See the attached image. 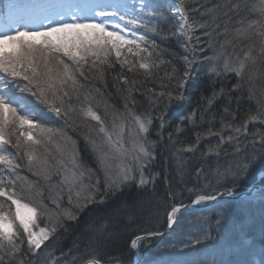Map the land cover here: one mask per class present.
<instances>
[{"label":"snow or ice","instance_id":"6c2138e0","mask_svg":"<svg viewBox=\"0 0 264 264\" xmlns=\"http://www.w3.org/2000/svg\"><path fill=\"white\" fill-rule=\"evenodd\" d=\"M166 3L165 10L161 0H141L137 12V5L124 0H95L85 5L54 0L34 6L36 12L29 21L31 26L9 27L0 33V264H34L41 253L49 249L46 242L55 239L61 230L67 231L70 223L78 222L89 206L102 205L133 184L143 189L155 183L158 174L151 172V164L156 158L157 142L149 138L153 116L150 112L138 114L135 111L138 101L134 93L140 92L152 107L163 104V111L155 117L160 121L161 130L169 105L185 97L182 91L173 95L172 90L156 92L153 88H144L143 81L124 74V69L134 74L143 70L146 78L153 77L154 70L165 63L152 59L157 48L155 41L151 42L152 51H149V41L143 35H136L134 30L156 33L162 40L174 37L185 52L193 53L191 59L188 55L180 57L184 63L182 74L172 65L170 72L166 70L164 76L159 77L163 89H168L173 81L174 88L184 89L194 79L191 72L197 50L214 51L212 56H204L210 78L212 74L219 77L227 73H234L237 78L231 89L214 90L211 96L203 98L206 105L200 106L199 116L203 121L204 114L216 100L225 98L220 129L213 132L210 127L206 133H197L196 143L183 150L194 152L204 136L216 135L220 140L208 152L219 156L225 142L231 143L241 134L247 139L249 123L264 124V89H261V99L256 100L255 110L244 113V118L235 123L246 87L247 98L253 100L255 80H264V0H214L211 7H205L200 13L211 17L204 22L197 19L190 22L185 0H166ZM154 20H174L175 24L162 34ZM198 29L203 30L201 35L207 37L206 41L195 36ZM221 37L224 39L220 40ZM201 43L206 46L197 49ZM226 46L231 48L230 53ZM113 55L122 70L113 77V87L121 94L123 111L110 112V105L105 101L101 114L98 110L101 100L95 99L92 90H85L77 74L85 80L99 81L107 88L104 66L113 67L110 59ZM167 63L171 65V61ZM165 80L169 84L164 83ZM233 93H239L235 96L237 108L230 110ZM74 96L77 101L83 96V101L73 103ZM40 105L44 106L41 113L46 110L55 118L52 123L37 115ZM196 116L194 109L187 117L181 116L180 121L195 124ZM229 116L231 120L225 123ZM58 121H63V125L56 126ZM67 127L84 131L73 139L66 134ZM226 129L231 130L227 137L223 135ZM180 130L178 124L176 132ZM160 134L158 131L157 135ZM80 137L93 157L95 168L83 163ZM249 143L251 150L249 152L245 146L243 159L233 160L223 171L217 169L211 191L187 189L190 197H195L191 199L192 205L223 202L214 218L204 219V239L227 222L232 207H250L258 196L264 209V182L255 193L243 188L241 183L257 166L259 178L264 181V133H253ZM240 152L237 141L234 153ZM177 171L183 179L182 166ZM195 174L199 178L201 169L197 168ZM168 195L175 198L174 193ZM182 209L187 211L188 206L181 202L173 204L167 212V228L172 232L182 224ZM143 239L145 237L138 236L131 240L130 249H138ZM200 243L198 237L190 239L183 247ZM54 251L49 249L42 264H121L117 257L105 259L91 235L74 243L67 251L61 250L59 256L54 255ZM208 256L211 258L178 264H225L215 253ZM260 256V264H264V245ZM137 264L146 262L140 260ZM245 264L250 262L245 261Z\"/></svg>","mask_w":264,"mask_h":264},{"label":"trees","instance_id":"16d2710c","mask_svg":"<svg viewBox=\"0 0 264 264\" xmlns=\"http://www.w3.org/2000/svg\"><path fill=\"white\" fill-rule=\"evenodd\" d=\"M0 2H3V0H0ZM161 2L165 3L166 10V0H161ZM212 2H214V0H207V2L206 0H185V9L188 12L190 22L192 19H197L200 22L210 20V15L201 16L200 13L204 12L205 7H211ZM153 23L157 24L158 30H162V34H166L169 29L172 28V25L175 24V21L162 22L154 20ZM202 31L203 30L198 29L195 32V36H200L201 41H206L207 37L201 35ZM152 36L153 41H155L157 45L156 50L153 52L152 59L157 62L163 60L165 63H161L159 68L154 70L153 77L146 78L143 75V70L134 74L128 73L127 70L124 69V74L130 79L134 78L138 81H143L144 88H153L156 92L172 90L173 95H175L177 91H182L186 97L189 96L190 98V101L189 99L187 100V98L183 101L174 100L171 105H169L166 112V127L162 130L159 128L160 124L156 127V131L159 130L161 134L159 136L156 135V159L151 165V172L153 174H158L156 175L155 183L149 184L143 189L133 184L124 188L115 198L107 200L104 204L89 206V208L81 214L78 222L70 223L67 231L61 230L57 233L55 239L51 242H46L49 243V249L55 250L54 255L56 256L60 255L61 250L67 251L74 243L82 241L86 239L87 236L91 235L97 240L100 251L105 259L109 256L117 257L121 264H132L134 262V251L130 249L129 245L133 237L139 234L163 231L167 223L165 219L160 218L159 213H162L163 217H165L173 204L191 202V199L195 197H190L187 191L189 188L195 187L205 191H211L210 186L214 185L216 182L217 169L223 171L233 160L243 159L245 155V146H247L249 152L251 150L252 146L249 141L252 139V134L264 133V124L260 122L254 125L248 124L247 139L243 137L242 134L237 137V141L241 147V152L239 154L234 153V148L237 144L236 140H233L234 144L225 142L221 146L219 156H216L215 153H209L208 149L210 147L215 148L220 140V137L216 135L204 136L199 144L196 145L197 150L194 152L183 150L190 144L196 143L197 133H206L210 127L213 132L220 129L225 98L220 97L216 100L214 106L204 114L205 118L203 121L200 120L199 116L201 111L200 106L206 105V100L203 98L211 96L214 90L219 91L221 87L231 89L232 85L236 83L237 78L234 73L222 74L219 77L212 74L210 78V75L207 74V61L204 60V56H212L214 51L208 49L206 52L201 53L197 50L195 55L196 72L192 75L194 79L190 80V82L185 85L184 89H176L174 88L175 81L169 84V82L165 80L164 83L169 84V87L168 89H163L159 77H163L166 70L170 72L172 65H175L177 70L182 74L184 63L180 57L188 55L191 59V55L190 52H185L184 48L181 47L180 43H178L174 37L170 36L168 39L162 40L161 35L152 33ZM223 39L224 37L220 38V40ZM149 40L151 41V36ZM193 43H195V40H193ZM205 46L204 43H201L197 45V49ZM218 49L219 43L217 42V50ZM226 50L229 53L231 52V48L228 46H226ZM168 61H171V65L167 63ZM222 62L223 59H221L220 63L222 64ZM104 67L106 69L107 88L99 81L91 78L85 80L83 77L79 76L78 80H80L82 84H89L88 86L94 87V89L99 88L100 92H97V94H102L105 99L110 101L109 103H111L113 107L121 111L123 110V99L121 94L117 92V88L113 87V77L118 76L122 70L120 65L115 63V61H113V67L111 69H108L106 65ZM21 83H23V81ZM137 87H140V85L138 84ZM254 87L256 88V93L255 99L253 100L247 98L248 93L246 87L244 96L239 103L238 117L235 123H239L244 118V113L249 110H255L256 100L261 99V89H264V80L257 78ZM134 95L138 101L135 110L140 108V111H149L153 117L158 115L160 111H163V104L152 107L149 101L141 95L140 92H136ZM236 95H239V93H233L230 110H235L237 108L235 100ZM29 98L34 99L32 97ZM164 103H167V101L165 100ZM178 104H180V108L174 110ZM41 109H43L42 105L37 109V115L40 116L41 119L46 120L45 115L50 116L51 114L47 113L46 110L41 113ZM194 109L197 110L195 124L188 120H184L183 122L180 121L181 116L187 117ZM170 110H173V112ZM230 120V116L226 117L225 123ZM178 124L181 130L176 132ZM230 132V129H226L223 135L227 137ZM169 133H172L171 140L169 139ZM173 141H175V143H173ZM79 148L83 155L86 154L84 151V143H79ZM181 166L183 170V179H181L177 171L178 167ZM197 168L201 169L202 172L199 178H197L195 174ZM259 170L260 168L258 166L253 168L248 177L241 182L243 188L257 182V172ZM169 192L174 193L175 198L169 196ZM200 211L188 210L182 212L183 217H185V214H192L193 216L198 215ZM241 216L242 219L237 220L239 219V214L234 215L237 220L234 222V225L238 226V229L229 236L236 240H238V236L244 239L246 238V242L244 243L242 241L239 245L252 256H260L261 246L264 245V209H262L261 206L258 209L253 208L250 213H243ZM189 225L190 224H188V226ZM97 230H100L99 233ZM190 232L191 229L189 232L188 229H181V240L184 239L181 245L189 243L187 238H190ZM173 233L174 232L171 231V233L161 238L159 236L145 238L144 245L141 241L138 246L139 251L148 248L149 246L146 247L145 245H151V243L157 248L162 247L166 249L167 238ZM195 234L192 236V240L198 238L197 232ZM212 238H215V236ZM220 240L219 238H215L211 242H201L199 245L190 244L189 247L183 248L187 250L196 248L198 250V247H201V249H199L200 252L198 251V254L193 255V260H203L207 259L208 254H206V252L209 251L207 247L215 248L213 245H218ZM49 249H45L34 264H42ZM200 253L204 254L202 258L199 257ZM140 256L141 260H146V257H143L144 255ZM172 264H178V262L176 263V261H174Z\"/></svg>","mask_w":264,"mask_h":264},{"label":"rangeland","instance_id":"374dc122","mask_svg":"<svg viewBox=\"0 0 264 264\" xmlns=\"http://www.w3.org/2000/svg\"><path fill=\"white\" fill-rule=\"evenodd\" d=\"M54 2V0H3V2H0V33H3L4 31H6L9 27L11 28H16V27H22L23 25L29 24V21L32 19L33 15L35 14L36 10L34 8L35 5L38 4H48V3H52ZM55 2H60V3H65V4H81V5H85V4H89V3H93L95 2V0H55ZM105 2H110V0H105ZM124 2H127L129 4H134L137 5L136 11H139V3L141 2V0H124ZM73 11H75V9H72ZM147 19V17H145ZM29 26H31L29 24ZM136 32V35H143L146 37V39L149 41V51H152L151 48V42L153 41V36H152V32H148L144 29H137L134 30ZM151 36V41L149 40ZM144 45H142L143 47ZM141 55H146V53H141ZM191 58L193 53L190 52ZM196 55V52H195ZM131 59H136V57H130ZM111 60L115 61V57L114 55L112 57H110ZM66 62L71 64V61H68L65 58ZM195 65V63H194ZM196 72V67L192 66V72H191V76L193 75V73ZM193 77V76H192ZM77 79H79V74H77ZM22 82V81H21ZM190 82V81H189ZM82 84V82H81ZM85 86V90H92L93 96L95 97V99L97 100H101V108L98 109L101 114H103V104L106 101L108 105H110L109 111H116V112H122L123 110L119 111V109L113 107V105L111 103H109L110 101H108L107 99H105V97L98 93L95 92L94 87H89L87 84V86L85 84H83ZM24 95H28V94H24ZM185 98H187V100L190 98L189 96L186 97L184 95ZM31 99V98H29ZM83 101V96L79 97V101H77L76 97H73V103H79ZM183 101V100H182ZM42 108L44 109V106L42 105ZM180 108V104H178L174 110H178ZM256 108V106H255ZM138 114L139 113H148L144 112V111H140V108H138L137 110H135ZM171 112H173V110H170ZM46 116V120H48L49 123H52V121L55 119L54 117H52V114L49 115H45ZM157 116V115H156ZM154 116L153 117V127L150 131V136L149 138L151 140L156 141L157 140V132L156 131V127L160 124V121L158 119H156ZM167 116V113L165 114V118ZM51 117V119H49ZM77 123H79V120L77 121ZM259 123V121L256 122H251L249 124L254 125ZM63 125V121H58L56 123V126H62ZM167 122L165 120V125L164 128L166 127ZM158 129V128H157ZM66 134L70 137H72L73 139H77L79 137L80 132L84 131V129H75L73 127H67L64 129ZM156 131V132H155ZM243 135V134H242ZM243 137H245L243 135ZM238 139V138H237ZM237 141V140H236ZM157 142V141H156ZM78 143H84L83 138L80 137L78 140ZM231 144H234V141L231 142ZM84 151L86 152V154H82L80 151V155L81 158L83 160V163L85 166H92L93 168H95V162L93 160V157L91 155V153L89 152V150L86 148L85 143H84ZM156 159V158H155ZM155 161V160H154ZM153 161V162H154ZM152 162V164H153ZM151 164V165H152ZM259 172L260 170L257 172V177L259 178ZM25 175H28L29 179H36L35 177H32L31 174L28 173H22ZM55 179V178H54ZM255 191H253V193H255ZM204 203V202H202ZM223 202L219 203V204H215L212 205L206 209H204L205 211H200L198 215L193 216L192 214H185V217H183L182 220V224L180 227L177 228V231H175L173 234H171V236H169L167 238V242H166V249H163L162 247H156L155 245H148L146 244L145 246H149L148 248H144L143 250L139 251V247H138V251L140 255H144L143 257H146V264H172V262L176 261L177 262H183V261H194L193 260V255L198 254V251L200 252L199 249H201V247H198L199 249L197 250L196 248H190V249H184L183 245H181L182 241H184V239L181 240V229L185 230L191 229V232L189 233V237L187 238L188 240H190L192 238V236H194V234L197 232V236L200 238L201 242H211L213 241L215 238H219L221 239L220 242L218 243V245H213L215 248L213 247H207V249L209 248V251L206 252V254L209 253H215L216 255L219 256L220 259H222L225 264H245V261L250 262V264H260V260H261V256H252L251 254L247 253V250H244V248L239 245L242 241L245 243L246 242V238L244 239L241 236H238V240L234 239V238H230L229 235H231L232 232L237 231L238 226L234 225V222L237 220L242 219V214H248L251 212V209L255 208L258 209L260 207L259 204V198L258 196L251 202L252 206L250 207H241V206H235L232 207L230 209L229 212V219L227 220V222L225 224H223L221 226V228L217 229V230H213L211 232V236L208 239H204L203 237V229L206 227L205 223H204V219L205 218H214L216 216V214L220 211V206ZM258 204V205H257ZM225 210L228 211V206L225 205ZM7 210V208L5 209ZM171 210V209H170ZM233 213V214H232ZM160 218H163L166 220L167 223V215L165 217H163L162 213H159ZM235 214H239V219L236 220V218L234 217ZM241 216V217H240ZM162 219V220H163ZM41 226H43V221H40ZM188 224H190L188 226ZM196 235V234H195ZM213 236H215V238H212ZM147 238V237H145ZM196 239V238H195ZM144 240H142V243L144 245ZM240 241V242H239ZM144 246V247H145ZM175 247V248H174ZM204 256V254L200 253L199 257L202 258ZM211 258L207 255V259Z\"/></svg>","mask_w":264,"mask_h":264},{"label":"water","instance_id":"95a60500","mask_svg":"<svg viewBox=\"0 0 264 264\" xmlns=\"http://www.w3.org/2000/svg\"><path fill=\"white\" fill-rule=\"evenodd\" d=\"M252 187H248L247 188V190L248 191H250V192H252L253 190H255V189H258L259 188V185H251ZM227 199V198H226ZM215 203H217L216 201H209V202H207V203H203V204H200V205H192V204H185V205H187L188 206V209H192V208H195V209H200V208H206V207H209V206H211L212 204H215ZM171 230H169L168 228H166V230H164V231H162V232H160V233H162L163 235H165L166 233H168V232H170ZM148 234H141V235H137L136 237H138V236H141V237H143V236H147ZM163 235H159V236H163ZM136 237H134L133 239H135ZM135 250V253H136V259H137V262L140 260V257H139V255H138V253H137V250L136 249H134Z\"/></svg>","mask_w":264,"mask_h":264}]
</instances>
